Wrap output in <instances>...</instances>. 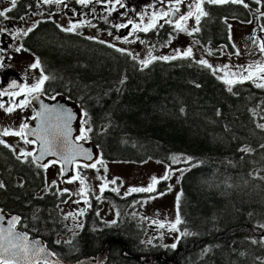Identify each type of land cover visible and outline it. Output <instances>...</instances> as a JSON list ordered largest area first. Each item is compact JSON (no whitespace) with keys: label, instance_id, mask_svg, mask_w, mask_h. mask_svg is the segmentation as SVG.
Wrapping results in <instances>:
<instances>
[{"label":"trees","instance_id":"obj_1","mask_svg":"<svg viewBox=\"0 0 264 264\" xmlns=\"http://www.w3.org/2000/svg\"><path fill=\"white\" fill-rule=\"evenodd\" d=\"M37 44L60 71L56 77L70 84L68 97L87 113L88 138L100 149V159L170 165L174 155H182L189 161L179 180L182 234L175 249L137 247L132 234L92 229L98 223L88 215L71 240L49 245L56 256L73 262L95 255L111 239L105 264H143L137 256L160 253L164 259L154 264H264L263 235L257 234L264 225V129L257 127L264 124L263 88L251 81L225 84L190 58L155 59L144 67L107 43L82 48L67 41L57 48L43 39ZM1 148L6 180H34L37 190L43 186L42 170L24 173L11 145ZM142 196H116V204ZM59 219L53 214L54 222ZM61 226H53L54 234L63 232ZM119 239L128 245V256Z\"/></svg>","mask_w":264,"mask_h":264},{"label":"flooded vegetation","instance_id":"obj_2","mask_svg":"<svg viewBox=\"0 0 264 264\" xmlns=\"http://www.w3.org/2000/svg\"><path fill=\"white\" fill-rule=\"evenodd\" d=\"M192 2L193 0H183V3L178 5L180 12L172 13L165 19L173 22L176 21L179 15L188 12V5ZM244 3H246L248 7L233 3L210 4L205 0L203 8L208 14L201 18L198 26L195 24L194 17L190 18L185 25L189 31L194 27H199L200 31L188 35L187 32L177 31L174 23H165L164 19H158L157 26L150 28L147 32L133 31L134 24L139 25L141 28L147 27L154 13H162L164 11L171 12L172 8L175 6L174 0H120L119 3H117V0H100L99 3H97L96 0H92V3L87 6L77 3L76 0H63L62 4H48L44 3L43 0H17L16 7L11 12L7 13L10 19L4 20L0 18V29H6V31L0 32V93H3V95H0V105H3V107H0V133H2L4 129L19 131L22 124L26 125L28 123L30 118L35 114L32 98L37 94H41L43 97L50 100L58 95H63L66 99L72 100L66 94L68 90H72L70 84L56 77L57 74H60V71H55L56 68L50 64L49 60L46 62L45 56L38 48L39 46L37 43L43 39H49V42L55 43L57 48H61L67 41L69 43L80 44L82 48L86 46L87 48L92 46L95 48V46L99 44L100 31L103 29V31H107L110 34V37L118 40L120 39L121 43H126L128 45H130L129 42H134L135 44L140 43L147 48L154 46L161 47L155 48L159 50L161 54L160 57L175 55L176 50L179 49L182 52L189 47L193 52L194 46L196 43H199L202 46H209L215 49V54L218 57L223 56L225 59L229 60L231 66L238 70L240 75H247L244 69L247 68L248 65L264 62V53L262 55L259 49L256 48L258 43L260 44L264 41V17L258 16L256 13L260 4L257 3L256 0H244ZM8 7H11L10 0H0V10ZM21 17H24V19L21 20ZM129 21H131V23H129ZM70 24H80L81 26L74 32L62 31V29L68 28ZM118 24H125L127 27L117 29L115 25ZM33 25H35L33 31L27 36L23 35V32ZM229 26L231 27L229 28ZM235 28L242 29V34L238 39L240 44L245 47V59L240 58V61H235V58H237L235 54L237 48L236 46L233 47L235 44L232 40L234 38L233 33ZM13 33H16V35L13 36ZM129 33H131V35H129ZM88 37H94L95 39H88ZM125 37H127L128 42H124ZM105 43L108 44L109 42ZM253 43L255 48L247 50ZM17 48H19L20 51H16ZM221 53L224 55H220ZM254 55H256V59ZM187 58L198 63L197 58L193 56ZM260 58L261 62H258L257 59ZM37 59L40 61V67L36 69L31 68L30 66ZM27 60L30 62L29 65L25 64ZM41 71L49 76L41 92L32 94L24 92L20 86L27 85L30 87L32 84L36 83L37 79L40 77ZM244 81H251L255 84L264 83V80ZM13 84H15V87L12 86ZM17 93L20 94L17 95ZM72 101L76 102L83 112L82 106L78 101ZM22 102L26 105L23 108L18 106ZM8 108L13 110L11 112L5 111V109ZM85 120L82 123V127H85ZM0 140L11 145V142L6 139V136L0 135ZM86 140H89V138ZM2 145L3 144H0V184H2L3 187H0V210L19 217V221L16 225L18 231L29 234L31 238L42 239L48 248H50L49 245L51 244L61 246L62 241L65 240H63L62 237L59 238V236L65 233L67 227H63L64 222L60 204H63V199L66 198L68 194H72L73 191L69 190L68 193H63L62 198L59 199L58 194L53 193L52 190L50 191L46 185H43L41 188L39 187L37 190L34 180H31V182L25 179L6 180ZM29 145H31V149L27 152L32 153L36 147V143L34 141V143H29ZM13 150L15 155L14 158L19 163L18 168L23 170L24 173L45 170L43 165L38 167L37 163L33 162L31 156L22 157L14 148ZM18 151L21 152L22 150L19 149ZM17 157L20 158L18 159ZM50 162L51 161L46 163L49 165L47 168L50 167L49 169L51 170H60V164L58 162L55 164ZM80 165L84 164L79 162L74 163V173ZM21 191L24 192L23 197L21 195H17L16 197L11 195L15 193L21 194ZM140 193L144 195L142 197L148 195V193ZM116 196L118 195L107 190L103 192L101 198L116 203ZM53 198L57 199L56 204ZM16 203L17 206L13 207ZM99 205L100 203L96 199H91L88 205L80 201L75 207L84 210V214L80 215V218L85 219L88 215L94 216L96 206ZM124 206H127V204L117 205L118 209L122 210ZM53 214L59 215V220L61 222H54ZM60 225H62L63 232L54 234L53 226L58 228ZM81 227H83V223H81ZM143 227L144 224L142 225V223L139 222L138 228H141L144 238L151 242L155 240L156 237L150 240L149 234ZM124 228V230L128 232L131 228L138 229L136 228V223L132 222H129ZM112 230L115 231L116 229L112 227ZM133 237L137 247H143L147 244L142 240H138L134 235ZM119 240L124 251L128 249V245L125 241L123 239Z\"/></svg>","mask_w":264,"mask_h":264},{"label":"rangeland","instance_id":"obj_3","mask_svg":"<svg viewBox=\"0 0 264 264\" xmlns=\"http://www.w3.org/2000/svg\"><path fill=\"white\" fill-rule=\"evenodd\" d=\"M258 16L264 17V0H260L259 9L256 12ZM242 34L241 28H235L234 29V38L232 39L237 51H239V55H237V58H235V61H240V58L245 59V47L242 46L239 42V37ZM100 41H105L111 43L114 47H111L113 49L121 48L125 49L127 52H131L133 56L136 57L135 60H144L149 59V53H151V56L153 57H160L161 54L159 53L158 49L155 48H161V47H145L144 45L135 44L134 42H129L130 45L126 43H121L120 39H114L110 37V34L107 31H103L101 29L100 31ZM108 43V44H109ZM100 44V43H99ZM97 44V46H99ZM106 44V43H105ZM257 44V43H256ZM259 45V43H258ZM257 45V49H259ZM254 43L250 45L249 49H254ZM219 51H221L219 48H217ZM213 50V51H212ZM215 49L210 48L209 46H202L199 43H196L194 46V51L192 52V56L197 58L198 61L201 59L207 60L209 64L213 66V68L210 69L217 77H222L221 80L224 81L223 78L232 79L231 76H225V71H216L215 69L220 68L223 69L224 65H228V69L226 71L228 72H235L236 76L235 79H240V73L238 70L234 69L231 66V63L229 60L225 59V57L220 56L218 57L215 54ZM209 52L212 54L209 55ZM220 55H224L221 53ZM263 55V53H262ZM130 56V55H129ZM130 56V57H133ZM264 56V55H263ZM254 58L256 59V55H254ZM258 62H261V58L257 59ZM25 64L29 65L30 62L27 60ZM7 124V123H5ZM84 128H88V120H85ZM88 137V133H87ZM6 139H8L11 142V147L16 150L17 153L21 152L18 151L19 149L23 150L24 152L30 151L31 145L29 143H25L24 139L22 137L18 136H6ZM8 141V142H9ZM18 149V150H17ZM24 157V156H22ZM177 158L176 162L173 161V158ZM103 161V165L100 163H95L97 166L95 169L88 167H83L84 165H80L73 176L77 174V172L80 173V175L86 177V183L88 185V194L87 199L90 203L91 199H96L97 196H100V199L97 200L100 205L96 206L94 219L97 221L98 224L93 223L92 229H100L103 227H113L114 229L122 230L121 233L127 234V235H134L138 240H142L143 242L147 243L145 244V248L147 247H161L162 249H175L177 247L178 241L181 237L180 230L177 231H170L169 225L171 223L175 222L177 213H178V207H177V195L180 196V187H179V180L182 174L188 169L189 161L185 156L182 155H174L170 159V165L164 164L162 162L154 161V160H147L144 162L136 163V162H111L106 161L103 159H100L99 161ZM50 168V167H49ZM45 169L42 170L43 172V185H46V187L53 193H57L59 196V199L62 198L61 193H68L69 190L73 191V193L68 194L66 198H64V203L60 204L61 208V214L63 219V227L66 228V231L64 234L59 236V238H63V240H71L73 236L79 231L81 228V223H83V218H80V208H76L75 206L78 205V203H75V201L80 200L82 203L84 198L77 195L79 191V181H75L73 183H68L67 179L60 180L59 179V171L54 169ZM107 169V171H105ZM166 170L169 172L170 179L168 180H161L166 181V183L159 188V183L156 185V190L152 192V194H148L145 197H142L135 202H130L127 204V206H124L123 210L118 209L115 202L108 200H103L101 197L103 193L101 194L99 191V186L101 184V179H98L97 177L106 178L107 181H109L105 191H111L118 196H127L125 193L128 192L130 188L133 187H147L148 184L151 181V178L153 176L160 178L164 176ZM183 170V171H181ZM72 176V177H73ZM71 179V177H70ZM113 179L116 180V184H111L110 181ZM55 181L53 184L52 182ZM169 186H171V190L169 191ZM118 189L119 191H113L112 189ZM64 189H67V192H63ZM136 193V192H133ZM131 193V194H133ZM163 193V195H161ZM130 195V194H128ZM68 213H75L76 218L73 219L71 216L67 220L64 219V216ZM115 220L116 223H112V221ZM155 221H159L161 223L165 224L164 228H160L157 223H154ZM129 222L136 223V228H138V223L141 222L142 225L144 224L143 229L146 230V232L149 234V238H155L150 244L148 243L142 232L141 228L138 229H130V231H125L124 227ZM131 225V224H130ZM134 225V224H133ZM135 226V225H134ZM179 227V226H178ZM178 229V228H177ZM264 230V227H261L258 229L257 234H262ZM124 231V232H123ZM185 233V232H184ZM261 237V242L264 244V236ZM176 244L175 248H172L171 245Z\"/></svg>","mask_w":264,"mask_h":264},{"label":"snow or ice","instance_id":"obj_4","mask_svg":"<svg viewBox=\"0 0 264 264\" xmlns=\"http://www.w3.org/2000/svg\"><path fill=\"white\" fill-rule=\"evenodd\" d=\"M44 3H56V4H62L63 0H43ZM77 3L87 6L90 3H92V0H76ZM97 3L100 2V0H96ZM120 0H117V3H119ZM205 0H193L192 3L188 5V12L186 14H181L178 16L176 21H171L168 19H165L166 17H169L172 13H179L180 8L178 5L183 3V0H174L175 6L172 8V11H164L162 13H154L152 20L149 21L148 26L145 28H141L139 25H133V31H145L147 32L150 28H154L157 26V20L158 19H164L165 23H174L175 29L180 32H187L188 35H192L193 32L200 31L199 27L192 28L191 31L188 30L187 27H185L186 22L193 18L195 19V24L198 26L200 24L201 18L206 16L208 13L203 8V3ZM257 3H260V0H256ZM11 7L4 8L3 10H0V18H3L4 20L10 19V17L7 15V13L11 12L17 5V0H10ZM207 3L210 4H226V3H233V4H242L244 7H248L246 3H244V0H207ZM123 6V5H121ZM21 20L24 19V17L20 18ZM131 23V21H129ZM80 24H70V26L66 29H62V31L66 32H74L77 28H79ZM35 25L29 27L26 31L23 32V35L27 36L30 32L33 31V28ZM117 29L125 28L127 25L125 24H118L115 25ZM231 26H229L230 28ZM6 31V29H0V32ZM16 33H13V36H15ZM131 35V33H129ZM88 39H95L94 37H88ZM99 43H105L104 41H98ZM124 42H128L127 37L124 38ZM170 42V41H169ZM108 47H114L112 44H108ZM235 47V45H233ZM259 51L261 53H264V41H262L259 45ZM118 52L126 53L127 55H132L131 52H126L125 49L116 48L115 49ZM16 51H20L19 48L16 49ZM212 53L209 52V55ZM236 55H239V51L235 53ZM192 56V49L189 47L188 49L181 52V50H176V54L172 56H162V57H153L151 56V53H149V59L141 60L140 63L147 67L149 63H151L155 59H161V60H174L178 57L187 58ZM134 59L136 57H133ZM198 63L204 67L207 68H213L211 64L208 63L207 60L201 59L198 61ZM31 68L36 69L40 67V61L37 59L31 66ZM228 69V65H224L223 69L217 68L216 71H225V76H231L232 79H224V83L228 85H232L234 83H242L244 80H264V62H261L259 64H250L247 66V68L244 69V72L247 73V75H241L240 79L237 80L234 77L236 76L235 72H228L226 71ZM218 79H222V77H217ZM49 79V76L45 75L43 71H41L40 77L37 79L36 83L32 84L30 87L27 85H21L20 87L22 90L28 94L32 93H39L41 92L43 85L45 81ZM15 87V84L12 85ZM256 86L258 88H264V83H257ZM231 87H229V91H231ZM20 93H17L19 95ZM0 95H3V93H0ZM19 107L23 108L25 103H21L18 105ZM0 107H3V105H0ZM13 109L8 108L5 109V111L11 112ZM47 112H53L52 109H46ZM63 111V110H61ZM85 116H87V113H85ZM72 115L70 112L67 113L66 118L57 117V119L54 122H49L48 126L44 129L43 135H37V138L41 141V148H40V156L34 157L33 162H36L40 159H42L45 155H51L56 156L63 160L66 163H73L76 159L77 155H80L81 153L87 158L91 159V156L89 153L82 149L78 144L75 143V141L79 140H86L87 133L90 132L92 129L90 127L84 128L81 127L79 130V135L75 138V141L71 137V128H70V120L72 119ZM27 126L22 124L19 131H11L9 129H4L0 135L3 136H18L24 138L25 143H34V141H29L25 137L24 129ZM257 127L264 129V124H258ZM36 134V133H32ZM0 144H4L3 140H0ZM5 147H8L7 144H5ZM264 147V146H262ZM243 151H248L247 148L243 149ZM21 156L28 157L32 156L31 152H24L21 151ZM18 159L20 157H17ZM177 158H173V161L176 162ZM50 163L55 164L56 161H51ZM101 165H103V161H98ZM38 167L41 165L37 164ZM49 165L45 164L43 167L47 169ZM96 164H86L83 167L88 168L91 167L93 169L96 168ZM107 171V169H105ZM183 171V170H181ZM98 179H101V184L99 186V191L102 194L109 181L106 180V178L97 177ZM86 177L80 175L79 172L71 179H69L68 183H73L75 181H79V191L77 195L84 198L83 202L88 205L89 201L87 199L88 194V185L86 183ZM170 179L169 172L166 170L164 176L157 178L153 176L151 178L150 183L147 187H133L128 190L125 195L131 194L133 192H144V193H152L156 190V185L160 183L161 180H168ZM53 184L55 181L52 182ZM111 184H116V180L113 179L110 181ZM0 187H3L2 184H0ZM113 191L118 192V189H112ZM171 190V186H169V191ZM67 189H64L63 192H67ZM63 194V193H61ZM163 195V193H161ZM97 200L100 199V196L96 197ZM177 205L179 204L180 196L177 195ZM75 203H80V201H75ZM84 210H81L79 215H83ZM71 216L73 219L76 218L75 213H68L64 216V219L67 220ZM0 219H3V217H0ZM19 221V217H12L11 220L8 222L7 229L0 228V264H41L40 261V254L45 252V249L42 247H37V242L30 241L29 237L26 233H19L15 231V226ZM112 223H116L115 220L112 221ZM154 223H157L160 228H164L165 224L161 223L159 221H155ZM181 218L179 216V213H177L176 219L174 223H171L169 225L170 231H177V225L181 224ZM261 227H264V225H261ZM186 234V233H185ZM149 244L151 241L148 242ZM172 248L176 247V244L171 245ZM47 255H52L51 253H48ZM43 264H48L47 256L44 257ZM58 264V262H57Z\"/></svg>","mask_w":264,"mask_h":264},{"label":"water","instance_id":"obj_5","mask_svg":"<svg viewBox=\"0 0 264 264\" xmlns=\"http://www.w3.org/2000/svg\"><path fill=\"white\" fill-rule=\"evenodd\" d=\"M32 105L34 107L35 114L30 118V120L26 124L27 127L24 129L26 138L29 140H34L36 143V147L31 156L32 160H34V157L40 156L41 141L37 138V135H43L44 129L48 126L49 122H54L58 116L61 118H66L68 112H70L73 117L70 120L69 124L71 128V137L75 141V138L79 135V130L82 127V123L85 120V115L76 102L66 99V97L63 95H58L54 99L50 100L43 97L41 94H37L32 98ZM46 109H60L63 111L58 115H53L50 112H47ZM75 143L78 144L82 149L86 150L91 156V159H87L81 153L80 155L76 156V159L73 163H66L56 156L45 155L42 159L36 161V163L39 165H45L47 162L52 160L58 162L60 164L59 179L65 180L72 177L74 173L73 166L75 162L83 163L86 165L97 163L99 161L101 157V151L91 140H79L75 141ZM14 216L17 217L16 215H10L0 210V217H3V219H0V228L7 229L8 222ZM15 231L19 233H25L18 231L16 229V226ZM27 235L30 241L37 242V247H42L45 249V252L40 254L41 264H43L45 256H47L48 264H57V262L58 264H105L111 244V240H108L104 244L103 248L95 255L82 257L76 261L69 262L61 257L56 256L54 252L47 247L42 239L31 238L29 234ZM262 235H264V231L262 232ZM48 253H51L52 255H47ZM124 255H129L128 249L124 251ZM137 259L143 264H154L158 260H163L164 254L160 253L157 255H139L137 256ZM167 261L168 263H173L174 259H168Z\"/></svg>","mask_w":264,"mask_h":264},{"label":"bare ground","instance_id":"obj_6","mask_svg":"<svg viewBox=\"0 0 264 264\" xmlns=\"http://www.w3.org/2000/svg\"><path fill=\"white\" fill-rule=\"evenodd\" d=\"M50 113L53 115H58V114L62 113V111L60 109H54V111L50 112Z\"/></svg>","mask_w":264,"mask_h":264}]
</instances>
